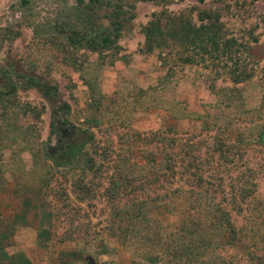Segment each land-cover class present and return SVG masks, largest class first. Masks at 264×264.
Listing matches in <instances>:
<instances>
[{"label":"rangeland","instance_id":"rangeland-1","mask_svg":"<svg viewBox=\"0 0 264 264\" xmlns=\"http://www.w3.org/2000/svg\"><path fill=\"white\" fill-rule=\"evenodd\" d=\"M203 9L219 13L241 44L249 80L234 84L203 65L173 66L167 77L158 58L166 51L142 50L152 13L197 20ZM263 16L264 0H0V264H264ZM73 25L91 36L119 25L116 47H72L64 36ZM174 100L203 116L172 117ZM56 111L91 168L85 159L57 167L46 154ZM164 150H188L207 167L218 158L220 186L208 183L203 198L179 189L176 174L157 170ZM130 178V195L106 197L112 180ZM163 193L142 209L150 226L113 220L116 203ZM186 217L198 231L177 240ZM192 243L202 256L181 253Z\"/></svg>","mask_w":264,"mask_h":264},{"label":"trees","instance_id":"trees-1","mask_svg":"<svg viewBox=\"0 0 264 264\" xmlns=\"http://www.w3.org/2000/svg\"><path fill=\"white\" fill-rule=\"evenodd\" d=\"M78 1L85 2V0ZM89 1L92 2L93 0ZM262 20L264 22V16ZM70 30L71 33H67L64 36V39L72 47L77 48L81 46L92 51H102L111 46L116 47L115 40L119 34V25L115 26V33H104L102 35L98 34L97 36H91L84 33L77 27V25L70 27ZM142 32L144 36L143 51L146 50L151 52L155 48H161L166 51V55H162L160 52L158 58H160L161 64L168 69V72L166 73L167 77L174 72L173 66L203 65L205 68L214 70L216 75H220L221 73L226 74L234 84L244 82L251 78V72L246 70L244 65L241 64L242 60L239 55V46L241 44L237 43L236 38L227 35L226 30L224 29V24L220 20L219 13L205 9L199 10L197 13V20H194L191 15H187L184 12L175 14L161 10L157 13L154 12L151 14L150 19L142 26ZM70 60L75 64L76 60H74V58H70ZM30 79L31 82H36V79ZM150 89H154V87ZM45 91L48 93H54L56 87L54 85H47ZM142 93H144L143 90L140 95H143ZM140 95L138 96L140 97ZM173 104L174 105L170 107V113L172 117L176 119L182 120L185 118H193L194 116H203L202 113L188 110L186 105L182 102L174 100ZM4 108L6 107L4 106ZM52 123L54 124V121H52ZM174 140L176 139H172V141ZM163 142L164 139H162L161 144H163ZM216 142L217 145L221 147L219 138ZM165 143H167V140ZM83 145V142L80 144L73 142L72 144L64 145L67 147L66 150L58 149L57 152L59 153V156L51 155L50 151H47L46 154H50V158H52L54 165L57 167H71L76 162L85 159L89 165H83L82 169L84 170L86 166L91 168L93 165V158L90 157L88 153L83 152ZM219 146L214 148L215 151L219 152V150H221ZM185 148L187 149V146H185ZM183 152V154L175 152L176 157H174L171 153L165 150L162 151L157 170H161L160 173L163 175L167 172L176 174V176H178V181H180L178 185L179 189L181 188V190L188 193H195L201 198H203L204 195H208V189L210 188L208 186L209 184L212 185L213 183L216 186H220L222 177L220 176L221 164L219 163L218 158L214 166L210 165V167H207V164H210L207 163V161L205 163L202 161L199 162V160L197 161V158L192 155H190L191 157L188 159V150ZM62 153H64V156H61ZM149 154L153 155V153ZM219 154L220 153H218V156ZM59 158H62L63 160L59 161ZM151 160H148V162H151ZM186 176L187 178H185ZM184 179L187 183L183 182V184H181V181H184ZM133 181L134 179L132 178L125 179V185L121 186V182L117 179L112 180L110 188L108 187L105 189L106 197L112 200L115 198L117 199L119 193L121 195L128 193L126 196L130 195L136 186L133 185ZM192 185L198 189L190 187ZM128 186L129 190L127 189ZM83 189L85 190L84 193L86 192L83 196H86L91 191L86 185L83 186ZM216 190L217 187L213 190L214 193ZM210 194L208 196H210ZM163 197L166 198L164 193L153 198H142L138 202H135L132 199L130 203L131 205L126 206H119L116 203L115 207H113V220L118 219L119 222L127 223L129 225L130 223H134L137 219L138 222L143 221L144 223L146 222V226H150L153 220L146 218L147 214L143 213L142 209L156 200H163ZM220 216V222L233 232V222L230 220L228 211L222 210ZM197 224L199 223L190 217L180 220V235L177 240H180L185 236L184 232L189 234L196 233L198 231L196 228L197 226L192 228V225ZM120 227L121 226H119V228ZM128 230L131 229L126 228L124 229V232L127 233ZM147 237L152 239V236ZM192 245L193 246L191 247L183 245L182 248H180L181 253L188 256L192 255L194 258L204 254L197 253V250L200 248L199 245L201 244L196 245L192 243Z\"/></svg>","mask_w":264,"mask_h":264},{"label":"flooded vegetation","instance_id":"flooded-vegetation-1","mask_svg":"<svg viewBox=\"0 0 264 264\" xmlns=\"http://www.w3.org/2000/svg\"><path fill=\"white\" fill-rule=\"evenodd\" d=\"M62 107H65L64 104ZM61 107V108H62ZM54 129L53 132L55 134V144L53 147H51L50 152L53 156H59V153L57 152L58 149L66 150V146L68 144H72L73 141L71 140V136L75 134L74 127L70 125L62 115H58V112L56 111L54 114ZM61 156H64V153L61 154Z\"/></svg>","mask_w":264,"mask_h":264}]
</instances>
